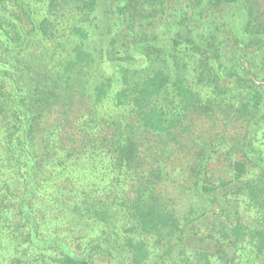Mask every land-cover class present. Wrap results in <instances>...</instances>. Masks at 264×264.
<instances>
[{"label": "trees", "instance_id": "trees-1", "mask_svg": "<svg viewBox=\"0 0 264 264\" xmlns=\"http://www.w3.org/2000/svg\"><path fill=\"white\" fill-rule=\"evenodd\" d=\"M201 117L223 131L177 185L159 154ZM0 248V264H264V0H0Z\"/></svg>", "mask_w": 264, "mask_h": 264}, {"label": "rangeland", "instance_id": "rangeland-1", "mask_svg": "<svg viewBox=\"0 0 264 264\" xmlns=\"http://www.w3.org/2000/svg\"><path fill=\"white\" fill-rule=\"evenodd\" d=\"M223 122L219 120H209L207 117H201L197 123V129L194 132L190 130L184 137H180L178 139V144L173 145V143L169 144L168 148L171 147L173 150L174 148L180 150L176 159L168 160L164 154H159L160 160L165 164V171L172 175L173 179L176 180L178 183L177 185H184L187 176L183 174L182 170L186 169L184 164L188 163V157H191V149L195 146L196 143H201L203 139H208L215 135L216 133H221L223 131L222 125ZM195 142V143H194ZM185 147V149H182ZM157 148H154V152H157ZM170 151V149H169ZM159 156L157 158L159 159ZM217 170L222 172V165L215 164ZM180 167V168H179ZM220 172V173H221ZM166 178V176H164ZM169 187V191L167 195H164L165 200L168 202L169 205H174L173 208L178 215H182L187 210V207L190 205V198L186 195L185 192L181 190H177L173 184H167ZM181 191V192H180ZM2 248H0V256H2Z\"/></svg>", "mask_w": 264, "mask_h": 264}]
</instances>
